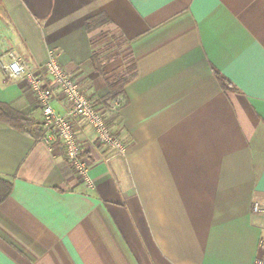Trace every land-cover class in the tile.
I'll return each instance as SVG.
<instances>
[{"label":"crops","instance_id":"0c3cea01","mask_svg":"<svg viewBox=\"0 0 264 264\" xmlns=\"http://www.w3.org/2000/svg\"><path fill=\"white\" fill-rule=\"evenodd\" d=\"M50 49L126 149L76 120L89 187L58 139L0 117V179L12 184L0 264H254L264 0H0V58L15 52L38 71ZM0 104L43 120L27 81L1 67Z\"/></svg>","mask_w":264,"mask_h":264},{"label":"built area","instance_id":"2783aa9c","mask_svg":"<svg viewBox=\"0 0 264 264\" xmlns=\"http://www.w3.org/2000/svg\"><path fill=\"white\" fill-rule=\"evenodd\" d=\"M0 67L10 78H23L36 95L42 111L44 139L49 142L58 139L65 150L67 160L71 163L79 178L89 187H94L90 175V160L84 155L78 140L76 120H84L94 130L100 145L125 151L124 142L115 134L104 114L95 102L82 90L80 84L62 66L58 52L50 49L48 59L41 70L34 71L15 52H8L0 58ZM48 76L52 85L44 84ZM60 98L66 104V110L59 113L53 107V100ZM116 104V102H115ZM252 212L264 219V197L256 198ZM259 256L254 264H264V226L258 242Z\"/></svg>","mask_w":264,"mask_h":264},{"label":"trees","instance_id":"16d2710c","mask_svg":"<svg viewBox=\"0 0 264 264\" xmlns=\"http://www.w3.org/2000/svg\"><path fill=\"white\" fill-rule=\"evenodd\" d=\"M225 88L229 87L228 81L217 73ZM125 79H119L114 83H110V98L118 100V97L124 95ZM0 117L8 120L15 128L24 133L31 134L37 138L44 137V126L41 120L32 118L30 115L17 112L6 105L0 104ZM12 191V184L6 180L0 179V204L3 203Z\"/></svg>","mask_w":264,"mask_h":264}]
</instances>
